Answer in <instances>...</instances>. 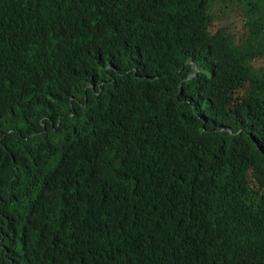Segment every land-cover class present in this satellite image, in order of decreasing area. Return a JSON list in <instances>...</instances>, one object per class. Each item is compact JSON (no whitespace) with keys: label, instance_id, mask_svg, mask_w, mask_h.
I'll return each instance as SVG.
<instances>
[{"label":"trees","instance_id":"16d2710c","mask_svg":"<svg viewBox=\"0 0 264 264\" xmlns=\"http://www.w3.org/2000/svg\"><path fill=\"white\" fill-rule=\"evenodd\" d=\"M263 58L264 0H0V264H264Z\"/></svg>","mask_w":264,"mask_h":264},{"label":"rangeland","instance_id":"374dc122","mask_svg":"<svg viewBox=\"0 0 264 264\" xmlns=\"http://www.w3.org/2000/svg\"><path fill=\"white\" fill-rule=\"evenodd\" d=\"M228 3H220L222 5L216 7L215 11L218 14L215 15L214 25L215 27L228 29L231 33L241 35L245 30L242 11L236 3H233L234 5H227ZM226 5L228 8L223 12ZM253 64L264 68V58L256 59Z\"/></svg>","mask_w":264,"mask_h":264}]
</instances>
